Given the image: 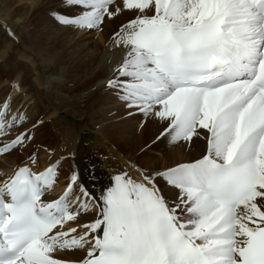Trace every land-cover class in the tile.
I'll list each match as a JSON object with an SVG mask.
<instances>
[{
  "label": "snow or ice",
  "instance_id": "obj_1",
  "mask_svg": "<svg viewBox=\"0 0 264 264\" xmlns=\"http://www.w3.org/2000/svg\"><path fill=\"white\" fill-rule=\"evenodd\" d=\"M121 17L104 86L155 127L141 152L198 150L162 169L90 164L91 187L77 166L60 194L63 154L41 170L29 153L0 180V264H264V0H59L51 13L88 34ZM13 92L0 96V156L44 123Z\"/></svg>",
  "mask_w": 264,
  "mask_h": 264
},
{
  "label": "bare ground",
  "instance_id": "obj_2",
  "mask_svg": "<svg viewBox=\"0 0 264 264\" xmlns=\"http://www.w3.org/2000/svg\"><path fill=\"white\" fill-rule=\"evenodd\" d=\"M1 1L10 3V7L0 12V22L9 26L11 31L14 29L12 21L25 24L28 28L25 38L29 44L22 42L14 31V39L4 38L0 60L9 59L7 48H15L18 52L12 60H19V63L7 68L0 66V72L7 75L0 79V88L4 87L5 93L10 85L19 84L20 92H13V95L23 98L31 120L42 116L44 121L52 120L56 129L59 125L64 128L61 142L67 151L60 153L58 147L50 150L55 157L61 154L70 156L69 162L62 161L60 165L56 194L64 189L66 174L77 166L84 183L91 187L86 168L90 164H95L98 172L108 173L114 167L122 166L121 158H138L139 163L148 169H162L173 160L187 159L189 155L196 154L198 145L182 150L179 146L171 147L165 143L155 144L146 154L142 153L141 149L152 142L155 127L151 123L141 127L140 120L128 117L106 90L105 78L120 58L108 37L124 17L106 23L103 32L88 34L54 25L51 13L59 7V0ZM1 33L5 34L0 28ZM14 40H20V44L16 45ZM24 64L29 67V76L23 73ZM48 66H52L53 72L46 75L44 69ZM28 127L31 129V123ZM71 131L75 134L73 148L69 141ZM33 142L40 144L36 154L42 170L52 157L48 155L49 150H44L46 145L41 140ZM34 143L27 149L30 150ZM17 154L0 156V180L11 176L21 165Z\"/></svg>",
  "mask_w": 264,
  "mask_h": 264
},
{
  "label": "rangeland",
  "instance_id": "obj_3",
  "mask_svg": "<svg viewBox=\"0 0 264 264\" xmlns=\"http://www.w3.org/2000/svg\"><path fill=\"white\" fill-rule=\"evenodd\" d=\"M8 7H10V3L2 2L0 0V12L6 11L8 9ZM11 17H12V14L10 15V18ZM12 22L14 23L13 24L14 29L12 31H14L15 35H18V37L21 39L22 42L25 41L24 43H26V45L28 46L29 43L27 41V38H25V33H26V31H27L28 28L23 23H19V22L15 21V20L12 21ZM4 35L5 34H3V33L0 34V51L2 50V47L5 44L4 38H6V37ZM29 39H30V37H29ZM14 43L16 45H19L20 44V40H18V41L17 40H14ZM17 52H18V49H15V48H7V54L9 56V59L8 58L7 59L5 58L4 59L5 61L4 60H0V66H3V68L11 67V66H14V65L17 66L18 63H19V60H12V57L15 56L17 54ZM0 59H1V52H0ZM24 67L25 68L23 70L24 71L23 73H25L26 76H29V67L26 66V64H24ZM52 72H53L52 66H48V67H46V69H44V73L46 75H49ZM6 76L7 75H5L4 72H0V79L1 78H6ZM2 85L3 84H1V86ZM4 89H5L4 87H1L0 88V90H1L0 93H3L4 94V91H3ZM36 120H42L44 122L42 126H39V127H37L34 130L35 139L36 140H41L42 141V144L44 146L46 145V148L47 149L45 148L44 150L45 151L46 150H53V149L56 150L57 147H58L59 148L58 150H59L60 153H64V151L66 152L68 148H65L66 147L65 144H63L61 142V139H63V137L61 136V134H62L64 128L59 125L58 126L59 129H56L57 127H54L53 126L52 120L44 121V119H43L42 116L38 117V119L36 118ZM74 137H75V134H73V132L71 131V138H70L69 141H71L70 143H71L72 148H73V146L75 144ZM39 147H40V144L39 143L38 144L37 143H34V145L31 147L30 150L29 149H26V150L20 151L17 154V155H19V159L21 158V160L19 162L24 161V160H27L28 159V155H29L28 153H33V152L36 153V152H38V148ZM66 155H65L66 157H64V159H63V162H66L67 163L70 160V156H69V154H66ZM66 176H67V174H66Z\"/></svg>",
  "mask_w": 264,
  "mask_h": 264
}]
</instances>
